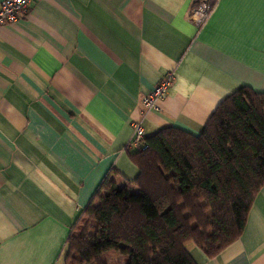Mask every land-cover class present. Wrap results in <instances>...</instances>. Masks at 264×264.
<instances>
[{
	"label": "crops",
	"instance_id": "0c3cea01",
	"mask_svg": "<svg viewBox=\"0 0 264 264\" xmlns=\"http://www.w3.org/2000/svg\"><path fill=\"white\" fill-rule=\"evenodd\" d=\"M214 1L201 27L195 0H37L0 28V264H65L105 177L137 178L134 123L146 139L198 136L236 91L264 94V0ZM188 250L196 264H264V187L236 241L213 259Z\"/></svg>",
	"mask_w": 264,
	"mask_h": 264
},
{
	"label": "trees",
	"instance_id": "16d2710c",
	"mask_svg": "<svg viewBox=\"0 0 264 264\" xmlns=\"http://www.w3.org/2000/svg\"><path fill=\"white\" fill-rule=\"evenodd\" d=\"M135 150L133 183L108 175L76 221L65 264H196L236 241L264 187V94L241 88L214 111L198 136L160 130ZM132 185L134 187H132Z\"/></svg>",
	"mask_w": 264,
	"mask_h": 264
},
{
	"label": "built area",
	"instance_id": "2783aa9c",
	"mask_svg": "<svg viewBox=\"0 0 264 264\" xmlns=\"http://www.w3.org/2000/svg\"><path fill=\"white\" fill-rule=\"evenodd\" d=\"M37 0H2L0 2V28L14 25L28 11L30 5ZM215 5L214 0H195L190 12L191 22L201 27L209 18ZM174 75L172 72L167 74L143 99V105L147 110L158 111L159 102L166 97L169 88L172 86ZM145 135L141 123H134L133 137L129 142L128 148L133 150L145 149Z\"/></svg>",
	"mask_w": 264,
	"mask_h": 264
},
{
	"label": "rangeland",
	"instance_id": "374dc122",
	"mask_svg": "<svg viewBox=\"0 0 264 264\" xmlns=\"http://www.w3.org/2000/svg\"><path fill=\"white\" fill-rule=\"evenodd\" d=\"M189 245V244H188ZM111 253V252H109ZM109 253H104L103 254V259L106 260L108 263L116 262L119 264H126L128 256L122 255L120 252H117L114 254V256H110L109 258Z\"/></svg>",
	"mask_w": 264,
	"mask_h": 264
}]
</instances>
